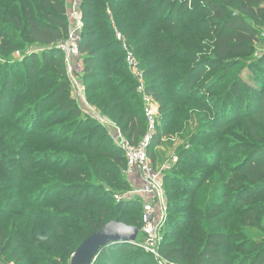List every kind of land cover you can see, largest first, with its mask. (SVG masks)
<instances>
[{
    "label": "trees",
    "instance_id": "16d2710c",
    "mask_svg": "<svg viewBox=\"0 0 264 264\" xmlns=\"http://www.w3.org/2000/svg\"><path fill=\"white\" fill-rule=\"evenodd\" d=\"M80 1L89 102L132 144L146 136L125 38L160 105L150 156L167 139L189 143L164 178L174 189H166L162 255L179 264H264V58L255 60L264 0ZM68 32L66 0H0V261L70 264L110 222L143 228L142 203L111 194L133 189L124 153L71 96L57 48ZM197 119L202 133L192 135ZM182 192L190 195L171 201ZM127 254L132 264L152 257L120 243L93 264H124Z\"/></svg>",
    "mask_w": 264,
    "mask_h": 264
},
{
    "label": "built area",
    "instance_id": "2783aa9c",
    "mask_svg": "<svg viewBox=\"0 0 264 264\" xmlns=\"http://www.w3.org/2000/svg\"><path fill=\"white\" fill-rule=\"evenodd\" d=\"M67 17L69 32L57 48L64 55L73 99L76 100L84 115L104 124L106 119L97 115L94 112V108L89 104L87 87L81 79L84 76V60L80 45L85 30V22L80 0H72L71 6H67ZM261 38L264 41V30L261 33ZM124 48L127 50V65L139 84L138 91L146 95L144 73L141 71L139 63H137L133 54L128 51L125 45ZM146 100L150 102V98L146 97ZM149 107L147 106L145 109L148 119V130L143 140L138 145L132 144L125 137H122L119 141V146L120 148L122 147L127 159L125 175L129 180H134L136 183L133 184L130 180L133 189L125 197H116V199L118 202L138 199L144 206V227L140 230L144 238L139 240L138 237L137 241L132 245L152 256H156L158 264H177L163 256L159 250L163 242L161 230L166 224L169 206L163 176L152 165L149 154V149L157 134L156 114ZM98 117L100 119H97Z\"/></svg>",
    "mask_w": 264,
    "mask_h": 264
},
{
    "label": "rangeland",
    "instance_id": "374dc122",
    "mask_svg": "<svg viewBox=\"0 0 264 264\" xmlns=\"http://www.w3.org/2000/svg\"><path fill=\"white\" fill-rule=\"evenodd\" d=\"M71 3H72V0H66V4H67L68 7L71 6ZM116 35H117V37H120L119 33H117ZM121 40L123 41V48H124V45H125V47H127L128 51H130L129 44L126 42V39L125 38H121ZM124 50H125V48H124ZM38 52H40V51H37V53ZM125 52H126V57H127V50H125ZM130 52L133 54V56H134L135 60L137 61V63H139L140 69L144 73V71L141 68L139 59L137 58V56L134 55V53L132 51H130ZM14 57L19 59V57H21V55H19V53H16L14 55ZM263 58H264V41L261 38V41H260V43L257 46V53H255V60L261 62L260 60H262ZM128 69H129V67H128ZM129 71H130V69H129ZM130 73H131V71H130ZM243 74H244V76H247L248 72L247 71L246 72L244 71ZM131 75H132V73H131ZM15 76H17V74ZM20 79H21V77H20ZM81 79H82L83 84L87 87L86 82H84V76ZM147 81H148V79H147V77L145 78V75H144V83H145V86L146 87H147ZM138 93L141 94L139 91H138ZM141 95L143 97L145 109H146L147 106H150L149 108H151L155 112V114H156L155 117L157 119V117L159 116V113H160V105H159V103L157 101H155V99L153 97L148 96L147 94L146 95L141 94ZM71 96L73 97L72 91H71ZM146 97L150 98V102H148L146 100ZM89 104L94 108V112H96L97 115H99L101 118H105L106 119L105 122H104V124L103 123L101 124L100 122H98V123L103 128H105L107 130V134L111 138L112 145L118 147L122 151V153H124L122 147L120 148V146H119V141L122 139V137L123 138L125 137L123 135L121 129L116 125L115 122H113L112 120H110V118L105 117L104 115H102L101 112H99L94 105H92L90 102H89ZM100 117H98L97 119H100ZM146 118H147V116H146ZM147 122H148V119H147ZM201 123H202V121H201ZM199 124H200V120L197 119L196 122L194 123V127H193L194 129L192 128V130H191L192 133H193L192 135H194V132L195 131H196L195 133H199V134L202 133V132H198L199 129L202 127L201 124L200 125ZM192 135H190V136H192ZM184 145L189 146V143L187 141L186 142L185 141H179V140H177V137H174V139H167V141H165L162 146L155 147V148H153L151 150L152 153H151L150 158H151V161H152V165L157 170V172H160L161 173V175L163 176V180H164V178H166V176L168 174L171 173V170H173V168L177 166L178 156L176 154V151L178 149H180V147H182ZM192 145H200V142L197 141V143L192 144ZM152 154L155 156V159L152 157ZM124 155H125V153H124ZM198 156L199 155H197L196 157H198ZM125 157H126V155H125ZM176 171H177V173H180V169L177 168ZM196 171H198V168H195V169H191L190 170V172H192V173H195ZM131 181L133 182V184L136 183L134 180H131ZM179 186H180L179 184H176V187H179ZM166 189L168 191H171L174 188L171 185H167ZM127 193L128 192H126V193H123V192H111V194H113L115 196V199H116V197H125V195ZM189 195L190 194H186L185 192H182L176 198H173V197H170V198H171V201H176V200H180V199H182L184 197H188ZM116 201H117V199H116ZM141 205H142V208H143V227H144V215H145V212H144V206H143V204H141ZM178 213H180V210L177 209L174 212V215H177ZM135 214L136 215H139L138 217H139L140 223H141V208L140 207H137L136 208ZM124 222L125 223H128V224H132V221L129 220V218H124ZM166 225H167V223L164 225V227L161 230V236L163 237V242L165 241V229H166ZM143 238H144V236L141 234L139 236V240H142ZM161 246H160V249H159L160 251H161ZM132 256H134V254H127L126 257H125V261L126 262L124 264H132V259H133ZM7 257L8 256L5 257L6 260L2 259L0 261V264H16L15 262L8 261L7 260ZM170 261H172L173 263L179 264L176 261H173V260H170ZM154 263L155 264H158V259L156 258V256H152L151 258L149 257L148 262H146L145 264H154Z\"/></svg>",
    "mask_w": 264,
    "mask_h": 264
},
{
    "label": "water",
    "instance_id": "95a60500",
    "mask_svg": "<svg viewBox=\"0 0 264 264\" xmlns=\"http://www.w3.org/2000/svg\"><path fill=\"white\" fill-rule=\"evenodd\" d=\"M140 232L138 227L116 221L110 222L78 247L70 260V264H93L101 249L112 244H134Z\"/></svg>",
    "mask_w": 264,
    "mask_h": 264
}]
</instances>
